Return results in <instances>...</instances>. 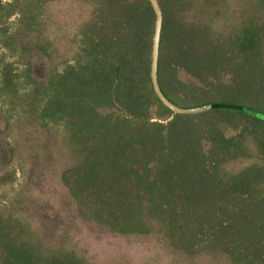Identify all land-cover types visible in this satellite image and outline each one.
Here are the masks:
<instances>
[{
  "label": "trees",
  "instance_id": "trees-1",
  "mask_svg": "<svg viewBox=\"0 0 264 264\" xmlns=\"http://www.w3.org/2000/svg\"><path fill=\"white\" fill-rule=\"evenodd\" d=\"M158 3V83L199 112L153 90L149 0H0V264H96L54 208L166 264H264V0Z\"/></svg>",
  "mask_w": 264,
  "mask_h": 264
},
{
  "label": "rangeland",
  "instance_id": "rangeland-1",
  "mask_svg": "<svg viewBox=\"0 0 264 264\" xmlns=\"http://www.w3.org/2000/svg\"><path fill=\"white\" fill-rule=\"evenodd\" d=\"M6 189L0 188V196ZM7 192V191H6ZM52 224L64 229L78 251L96 264H166V258L154 243L93 235L76 225L61 210H52Z\"/></svg>",
  "mask_w": 264,
  "mask_h": 264
},
{
  "label": "water",
  "instance_id": "water-1",
  "mask_svg": "<svg viewBox=\"0 0 264 264\" xmlns=\"http://www.w3.org/2000/svg\"><path fill=\"white\" fill-rule=\"evenodd\" d=\"M151 7L154 11L155 21L152 36V47H151V60H150V78L153 90L159 100L169 108L174 114H190L201 111V107H180L173 102H171L162 92L160 85L158 83V59H159V47L160 38L163 25V14L158 3V0H149Z\"/></svg>",
  "mask_w": 264,
  "mask_h": 264
}]
</instances>
